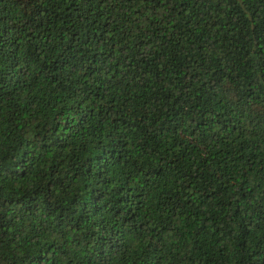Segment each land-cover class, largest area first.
Wrapping results in <instances>:
<instances>
[{"label":"trees","instance_id":"obj_1","mask_svg":"<svg viewBox=\"0 0 264 264\" xmlns=\"http://www.w3.org/2000/svg\"><path fill=\"white\" fill-rule=\"evenodd\" d=\"M3 237L12 264H264V0H0Z\"/></svg>","mask_w":264,"mask_h":264},{"label":"clouds","instance_id":"obj_2","mask_svg":"<svg viewBox=\"0 0 264 264\" xmlns=\"http://www.w3.org/2000/svg\"><path fill=\"white\" fill-rule=\"evenodd\" d=\"M23 255L24 251H21L18 241H12L10 237L0 239V264H12L13 259H18Z\"/></svg>","mask_w":264,"mask_h":264}]
</instances>
